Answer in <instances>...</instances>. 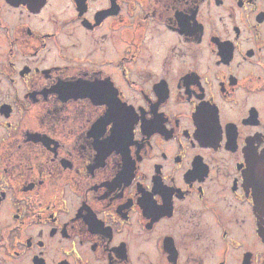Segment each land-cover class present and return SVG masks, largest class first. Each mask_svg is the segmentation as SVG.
I'll use <instances>...</instances> for the list:
<instances>
[{
  "label": "flooded vegetation",
  "instance_id": "1",
  "mask_svg": "<svg viewBox=\"0 0 264 264\" xmlns=\"http://www.w3.org/2000/svg\"><path fill=\"white\" fill-rule=\"evenodd\" d=\"M264 0H0V264H264Z\"/></svg>",
  "mask_w": 264,
  "mask_h": 264
},
{
  "label": "water",
  "instance_id": "2",
  "mask_svg": "<svg viewBox=\"0 0 264 264\" xmlns=\"http://www.w3.org/2000/svg\"><path fill=\"white\" fill-rule=\"evenodd\" d=\"M259 193H264V190H258Z\"/></svg>",
  "mask_w": 264,
  "mask_h": 264
}]
</instances>
